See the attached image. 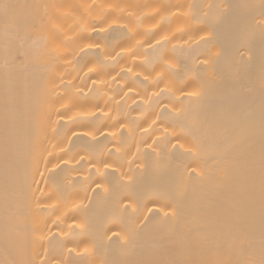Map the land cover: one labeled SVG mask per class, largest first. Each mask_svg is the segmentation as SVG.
Wrapping results in <instances>:
<instances>
[{"label": "bare ground", "instance_id": "6f19581e", "mask_svg": "<svg viewBox=\"0 0 264 264\" xmlns=\"http://www.w3.org/2000/svg\"><path fill=\"white\" fill-rule=\"evenodd\" d=\"M0 264H264V0H6Z\"/></svg>", "mask_w": 264, "mask_h": 264}, {"label": "snow or ice", "instance_id": "6c2138e0", "mask_svg": "<svg viewBox=\"0 0 264 264\" xmlns=\"http://www.w3.org/2000/svg\"><path fill=\"white\" fill-rule=\"evenodd\" d=\"M0 7H7L6 0H0Z\"/></svg>", "mask_w": 264, "mask_h": 264}]
</instances>
